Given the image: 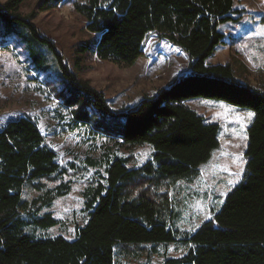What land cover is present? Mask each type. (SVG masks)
Returning a JSON list of instances; mask_svg holds the SVG:
<instances>
[{
    "label": "trees",
    "instance_id": "trees-1",
    "mask_svg": "<svg viewBox=\"0 0 264 264\" xmlns=\"http://www.w3.org/2000/svg\"><path fill=\"white\" fill-rule=\"evenodd\" d=\"M26 1L0 4V42L11 36L22 38L38 66L44 57L40 49L53 57L69 92L65 105L76 124L91 120L97 131L118 139L116 146L148 145L153 153L140 167L131 156L115 158L109 151L100 160H87L91 166H102L104 176L83 193L85 223L76 229L73 240L39 237L35 230H48L58 221L51 212L24 220L22 213L30 206L22 200V191L30 186L39 193L32 201L39 203L36 211L49 209L55 199L70 192L69 173L57 164L31 119L8 122L0 130V264L134 263L151 260L159 246L185 251L179 258L166 257L162 264H264V89L238 81L229 64H206L224 43L218 26L239 19L231 16L239 15L234 0L74 2L86 32L97 36L92 46L98 60L132 67L142 58L143 42L150 33L181 50L188 60L186 73L118 112L69 71L54 45L29 22L33 14L21 15ZM70 1L38 0L39 11L49 12ZM90 46L79 52L86 53ZM198 98L246 108L254 115L246 130L240 182L209 221L188 233L173 222L169 192L179 181L198 179V168L219 147V125L185 105ZM89 109L95 114L89 116Z\"/></svg>",
    "mask_w": 264,
    "mask_h": 264
},
{
    "label": "rangeland",
    "instance_id": "rangeland-1",
    "mask_svg": "<svg viewBox=\"0 0 264 264\" xmlns=\"http://www.w3.org/2000/svg\"><path fill=\"white\" fill-rule=\"evenodd\" d=\"M5 1L0 0V4ZM76 1L82 0L64 2L49 12H40L38 0H27L20 13L22 16L33 14L29 22L40 36L54 45L79 81L87 82L103 95L111 111L118 112L133 106L186 73L188 60L185 54L156 33L145 37L143 56L132 67H119L98 60L92 46L97 36L86 32L85 20L73 9ZM233 9L239 15L233 14L232 18L239 19L218 26V31L224 35V43L215 48L206 64H229L238 81L264 89V34H261L264 33V0H234ZM87 44L91 45L90 50L80 53L82 46ZM27 48L25 41L18 36L0 42V130L19 118L31 119L37 125L44 145L56 155L57 164L68 170L66 180L71 182V190L55 199L49 209L36 211L39 203L33 205L32 201L39 193L25 186L22 200L29 204L30 209L22 216L29 221L51 212L58 225L44 231L35 230V235L62 236L73 240L76 229L86 221L83 193L91 182L104 176L102 166H91L87 160H100L104 152L109 151L115 158L131 156L136 167H140L151 158L153 151L148 145L134 148L116 146L118 139L97 131L91 120H81L76 124L72 110L65 105L69 92L53 57L40 49L44 57L38 66ZM185 105L207 121L219 125V147L198 168V179L179 181L169 192L175 226L192 233L212 218L226 194L240 182L244 173L246 130L253 119L252 116L249 120L247 113L253 112L201 98L192 99ZM88 113L89 116L95 114L93 109ZM184 254L183 249L159 246L157 254L149 261L127 263L121 260L119 264H162L166 257L179 258Z\"/></svg>",
    "mask_w": 264,
    "mask_h": 264
},
{
    "label": "snow or ice",
    "instance_id": "snow-or-ice-1",
    "mask_svg": "<svg viewBox=\"0 0 264 264\" xmlns=\"http://www.w3.org/2000/svg\"><path fill=\"white\" fill-rule=\"evenodd\" d=\"M261 34H264V33H261ZM253 115H254V113H251V112L247 113V117H248V119L250 120L251 117H252ZM238 119H242V118H239V117H238ZM242 127H243V125H242ZM237 147H238V145H237ZM237 159H240V157H237ZM236 175H238V173H237ZM229 183H230V184H231V183H234V181H229Z\"/></svg>",
    "mask_w": 264,
    "mask_h": 264
}]
</instances>
